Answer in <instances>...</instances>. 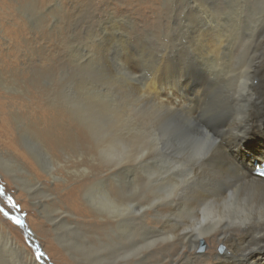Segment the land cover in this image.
Wrapping results in <instances>:
<instances>
[{
  "label": "bare ground",
  "instance_id": "1",
  "mask_svg": "<svg viewBox=\"0 0 264 264\" xmlns=\"http://www.w3.org/2000/svg\"><path fill=\"white\" fill-rule=\"evenodd\" d=\"M231 1H236L234 8ZM243 1L260 8L246 11ZM243 1L225 0L220 7V0H185L187 26L175 34L171 50L142 68L141 78L154 80L156 87L155 98L137 99L144 110L142 125L153 119L157 127L152 151L129 150L134 130L127 129L125 141L111 132L98 137L95 101L77 93L58 100L75 105L71 114L87 121L90 150L109 166L105 174L84 169L80 173L87 180L69 192L49 193L35 170L20 163L24 155L13 136V153L4 150L8 144L0 146V159L13 162L15 179L38 200L59 240L64 232L79 235L84 253L110 256L111 264H127L123 259L131 255L136 260L130 264H264V179L255 175L264 163V0ZM1 111L0 122L9 127ZM61 111L54 112L56 119L63 117ZM48 121L19 134L50 163L52 175L54 153L66 147L80 152V145L78 136L67 140ZM255 139L260 143L250 158L246 146ZM136 170L147 179L143 188L130 191L126 180ZM151 174H158L154 188ZM113 180L121 183L119 188L109 187ZM95 213L102 223L86 228L95 222ZM202 239L226 250L199 255ZM6 242L22 256L21 264H37L11 238Z\"/></svg>",
  "mask_w": 264,
  "mask_h": 264
},
{
  "label": "rangeland",
  "instance_id": "2",
  "mask_svg": "<svg viewBox=\"0 0 264 264\" xmlns=\"http://www.w3.org/2000/svg\"><path fill=\"white\" fill-rule=\"evenodd\" d=\"M220 1L222 7L225 0ZM184 2L0 0V112L4 109L3 115L10 119L9 127H3L0 122L2 149L8 144L4 150L13 153L9 146L13 136L18 151L24 155L23 158L19 155L20 163L29 171L30 167L35 170L31 172L49 193H56V189L60 194L69 192L87 180L88 176L80 173L84 169L105 174L109 166L90 150L92 138L85 127L87 121L83 124L71 114V106L75 105H63L58 100L60 96L77 93L95 101L98 137L111 132L125 141L127 129L134 130L136 134L130 137L133 144L129 150L137 152L143 147L152 151L159 138L157 127L153 119L149 126L142 125L144 110L137 99L149 94L155 98L156 87L154 80L141 78V71L171 50L175 34L187 26ZM243 3L246 11L260 8ZM231 6L234 8L236 1H231ZM57 108L62 110L60 120L54 115ZM46 119L65 139L78 136L80 145V152L66 147L54 153L52 175L50 163L41 160L32 142L20 136L22 129H33ZM257 140L246 146L250 158L260 143ZM91 156H95L93 161ZM9 162L0 159V264H21L22 260L6 238H11L27 259L32 258L37 264H111L110 256L100 258L102 254L98 252L84 253L83 249L87 248L79 235L64 232L59 240L55 227L37 207L38 200H32L22 183L15 179L13 162ZM149 176L150 187L154 188L158 174ZM144 179L147 177L143 171L136 170L125 186L130 191L136 185L143 188ZM120 184L113 180L109 187L119 188ZM82 202L96 212L87 200ZM97 214L95 222H88L86 228L92 230L102 223V217ZM225 250L222 244L216 246L202 239L196 252L221 255ZM133 259L136 260L135 255L123 260L130 264Z\"/></svg>",
  "mask_w": 264,
  "mask_h": 264
},
{
  "label": "snow or ice",
  "instance_id": "3",
  "mask_svg": "<svg viewBox=\"0 0 264 264\" xmlns=\"http://www.w3.org/2000/svg\"><path fill=\"white\" fill-rule=\"evenodd\" d=\"M16 222L19 223V220H17Z\"/></svg>",
  "mask_w": 264,
  "mask_h": 264
}]
</instances>
